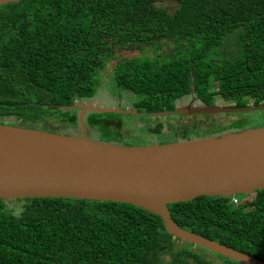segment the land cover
Masks as SVG:
<instances>
[{
  "label": "trees",
  "instance_id": "16d2710c",
  "mask_svg": "<svg viewBox=\"0 0 264 264\" xmlns=\"http://www.w3.org/2000/svg\"><path fill=\"white\" fill-rule=\"evenodd\" d=\"M135 50L139 57L115 60L117 51ZM111 60L114 85L134 96L132 109L143 116L158 118L189 98L209 107L264 105V0L1 5L0 124L33 128L54 114L74 122L79 110L63 107L94 99ZM111 116L92 121L109 134L110 126L120 127ZM166 116L175 119L172 141L264 125V110ZM12 202L21 203L17 214L7 207ZM168 210L180 228L264 262V190L198 197ZM206 252L212 253L171 238L160 217L128 204L0 200V264H239L214 253L220 260L211 261Z\"/></svg>",
  "mask_w": 264,
  "mask_h": 264
},
{
  "label": "water",
  "instance_id": "95a60500",
  "mask_svg": "<svg viewBox=\"0 0 264 264\" xmlns=\"http://www.w3.org/2000/svg\"><path fill=\"white\" fill-rule=\"evenodd\" d=\"M16 1L0 0V6ZM63 108L79 110L81 136L0 124V200L52 198L128 204L160 217L171 238L239 264H264L180 228L168 210L170 204L198 197L232 198L264 190V125L190 141L122 146L89 140L86 114H142L82 102ZM261 110L264 105L238 109L196 103L158 115L214 116Z\"/></svg>",
  "mask_w": 264,
  "mask_h": 264
},
{
  "label": "rangeland",
  "instance_id": "374dc122",
  "mask_svg": "<svg viewBox=\"0 0 264 264\" xmlns=\"http://www.w3.org/2000/svg\"><path fill=\"white\" fill-rule=\"evenodd\" d=\"M168 11H173L175 4L173 1H169L164 5ZM163 53V50L162 52ZM146 55L152 56L150 49H147ZM140 53L138 50L134 52L128 51H117L115 53V60L128 59L132 57H139ZM115 60H111L107 63L103 73L99 75V84L96 90V96L94 99L84 103L96 108H106L113 110L128 111L133 110L132 104L134 96L127 91L119 90L114 85L112 65ZM181 106L196 105V101L192 98L181 100ZM223 106V104H221ZM66 111V110H65ZM137 112L136 110H134ZM79 113V111H78ZM138 113V112H137ZM66 114V113H65ZM104 115L105 113L88 112L85 117L84 127L85 135L89 140L101 141L105 143L122 145V146H150L154 144H169L172 141L173 136V125L175 119H171L169 116L163 117H151V116H137V115H126V114H112V121H119L120 127L110 126L109 134H105L97 127V123L92 121L94 115ZM139 114V113H138ZM57 114L48 116L41 124L33 126L34 130H39L48 133H54L66 136H81V127L78 123V114L74 122H64L63 118H57ZM58 116V115H57ZM218 119V118H217ZM221 121V120H217ZM158 124L161 125L160 131L157 132ZM229 130L227 133H232ZM121 138V139H120ZM7 207L14 209L17 214L21 208V203L12 202L7 203ZM211 261L218 262L220 259L213 253H205ZM164 260H169L168 256H163Z\"/></svg>",
  "mask_w": 264,
  "mask_h": 264
},
{
  "label": "flooded vegetation",
  "instance_id": "af4514ba",
  "mask_svg": "<svg viewBox=\"0 0 264 264\" xmlns=\"http://www.w3.org/2000/svg\"><path fill=\"white\" fill-rule=\"evenodd\" d=\"M184 100H186V99H184ZM181 105H182V103L180 102V103H179V106H181Z\"/></svg>",
  "mask_w": 264,
  "mask_h": 264
}]
</instances>
